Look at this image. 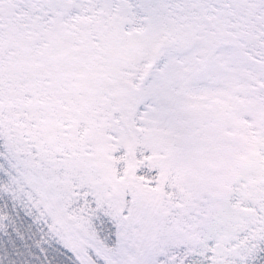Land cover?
Segmentation results:
<instances>
[{
    "label": "rangeland",
    "instance_id": "374dc122",
    "mask_svg": "<svg viewBox=\"0 0 264 264\" xmlns=\"http://www.w3.org/2000/svg\"><path fill=\"white\" fill-rule=\"evenodd\" d=\"M0 264H264V0H0Z\"/></svg>",
    "mask_w": 264,
    "mask_h": 264
}]
</instances>
